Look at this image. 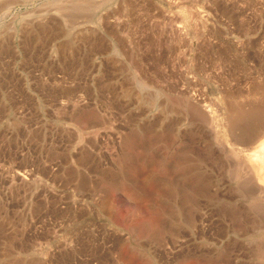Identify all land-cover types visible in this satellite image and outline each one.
<instances>
[{
  "label": "rangeland",
  "instance_id": "obj_1",
  "mask_svg": "<svg viewBox=\"0 0 264 264\" xmlns=\"http://www.w3.org/2000/svg\"><path fill=\"white\" fill-rule=\"evenodd\" d=\"M262 143L264 0H0V264H264Z\"/></svg>",
  "mask_w": 264,
  "mask_h": 264
},
{
  "label": "bare ground",
  "instance_id": "obj_2",
  "mask_svg": "<svg viewBox=\"0 0 264 264\" xmlns=\"http://www.w3.org/2000/svg\"><path fill=\"white\" fill-rule=\"evenodd\" d=\"M260 134V133H259ZM263 136V135H262ZM262 147L264 148V143H262ZM257 151H258V149H257ZM260 152V151H259ZM264 155V154H263ZM258 164V163H257ZM250 166V165H249ZM249 168H251V167H249ZM255 168V167H254ZM248 169V168H247ZM255 170V169H254ZM250 171V170H249ZM248 171V172H249ZM256 171V170H255ZM247 172V171H246ZM250 173H251V171H250ZM253 174V173H252ZM254 175V174H253ZM252 175V176H253ZM249 176V175H248ZM255 178V177H254ZM248 179V178H247ZM246 182V181H245ZM254 182H256L255 180H254ZM258 182V181H257ZM254 184V183H253ZM264 187V186H263ZM257 188V187H256ZM257 189H259V188H257ZM254 191V190H253ZM264 191V190H263ZM262 193V192H261ZM104 206H106V204L104 203Z\"/></svg>",
  "mask_w": 264,
  "mask_h": 264
}]
</instances>
